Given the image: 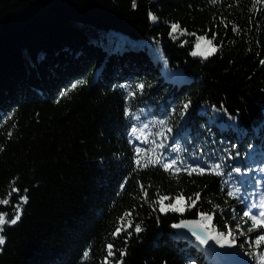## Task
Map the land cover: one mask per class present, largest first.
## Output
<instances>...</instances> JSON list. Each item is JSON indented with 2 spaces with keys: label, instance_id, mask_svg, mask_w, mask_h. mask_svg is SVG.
<instances>
[{
  "label": "trees",
  "instance_id": "1",
  "mask_svg": "<svg viewBox=\"0 0 264 264\" xmlns=\"http://www.w3.org/2000/svg\"><path fill=\"white\" fill-rule=\"evenodd\" d=\"M132 2L0 0V199L10 200L0 212L11 218L19 195L28 196L20 221L0 233L6 240L0 264H99L107 243L125 247L126 233L114 241L110 234L133 209L143 231L128 239L124 264H216L170 227L198 220L200 212L215 213L217 231L225 222L235 226L233 216L240 218L250 199L241 203L227 190L264 194L258 170L223 184L230 167L264 166V4L256 11L253 0H136L135 8ZM173 23L185 30V42L170 36ZM86 28L116 32L129 44L108 50ZM213 32L217 53L190 55L196 36ZM144 42L159 52L149 53ZM137 84L145 85L142 92ZM144 124L148 132H137L139 140L128 135ZM166 127L178 130L169 159L205 168L226 164L225 175L134 171V147L149 148L140 141ZM236 152L239 157L226 159ZM141 184L149 201L157 194L201 197L183 214L161 215L142 203ZM12 187L20 193L8 197Z\"/></svg>",
  "mask_w": 264,
  "mask_h": 264
},
{
  "label": "snow or ice",
  "instance_id": "2",
  "mask_svg": "<svg viewBox=\"0 0 264 264\" xmlns=\"http://www.w3.org/2000/svg\"><path fill=\"white\" fill-rule=\"evenodd\" d=\"M215 2V0H213ZM264 4V0H253V8L256 11L260 9L256 8V5ZM132 7H136V0H133ZM149 19L153 22L157 21V16L151 12H149ZM223 23V21H221ZM249 24L251 25V19L249 20ZM225 28L228 27V24H224ZM180 31V34H185V30H180L179 25L173 23L170 27V36L175 37L177 31ZM211 31V30H209ZM232 31L238 32L239 28L237 26L232 27ZM194 35V34H193ZM216 39V33L213 32L211 38L205 36H196V43L194 44V49L190 53V55L196 57H202L207 59L211 57L215 53H217V46L214 44ZM202 44L204 45L202 47ZM261 65H264V59L259 61ZM81 84H85L86 81H81ZM73 89L77 87L76 84L71 86ZM145 88L144 84H137L136 90L142 92ZM67 91L62 95H66ZM130 96L135 95V93H129ZM191 102L183 103L180 115L181 118H184L187 115V110L190 107ZM125 115H129L126 111ZM159 125H165L164 120H160ZM149 125L144 124L142 127L133 126L131 131L128 133L130 137L139 140L136 134L137 132L146 133L148 132ZM177 129H173L172 127L162 128L154 133H149L147 136L141 140V143L150 144L151 146L146 149H142L139 146L134 147V171H139L141 169H146L149 167L153 168H162L165 172L171 175H178L180 173H186L188 176L192 175H205V174H213L216 176H224L225 173L222 171L224 167H229L226 164L216 163L214 165H210L207 168L201 167L199 164L195 166H186L181 160L177 158L169 159L167 156V152L170 150H174L172 146L169 144V141L173 139L174 133H177ZM11 135V133H9ZM133 141L130 140L129 143ZM235 148V145L231 146ZM251 147V146H249ZM143 152V156L141 153ZM240 153L236 152L234 155L229 153L226 157L227 160H233L236 157H239ZM260 171L264 172V167L259 169H242L241 167H230L227 176L229 180H224L223 184H229L231 177L235 174L237 177H245L248 175L249 171ZM127 181L125 180V183ZM256 184L258 187L264 186L261 185V181L257 180ZM121 188H124V183L120 185ZM140 189L142 192V203H148L151 207L152 212H159L161 215L167 214L169 212L183 214L188 209L195 207L197 202L200 200L201 194L199 192L195 193V199L192 197H185L182 193L177 194L174 197H170L168 195H159L157 194L156 199L149 201L147 196V191L144 188V185H140ZM223 191V188H222ZM24 192L27 193V189H24ZM12 193H16L19 195L20 189L17 187H12L11 192L8 193V197H11ZM226 195L230 198L239 200L243 203L245 200H249L250 197L247 195L241 196L240 189L230 187L227 190ZM9 198L0 199V204L9 205ZM28 203V196L19 195V201L15 205H13L14 212L9 218V214L7 212H0V233L4 232V228L7 225L8 227L16 225L21 217L23 212V206ZM218 207V206H214ZM233 212H236V209H232ZM133 211L125 212L121 217L118 218L117 226L114 231L110 234L112 240L114 241L116 238L120 237L122 233H126L124 237L125 247L123 249H116L114 243H107L105 245L106 255L103 260L99 262V264H124V257L127 255L126 247L128 239L133 235H138L143 231L141 223L134 224V216ZM215 213H204L200 212L198 214V220L195 222L196 227L192 230V236L198 241L199 245H208L209 241L214 242L221 248H245L247 246L248 251L244 254L249 257L250 260L254 261L255 264H264V194L259 195V199H253L251 203L245 205V210L242 211L240 216V223L235 225L233 229L231 226L225 222L223 231H216L215 226L213 224ZM233 219H236L233 216ZM134 225V226H133ZM245 225L247 227H245ZM175 228H187V223H179L173 225ZM129 229H132L129 231ZM203 233V234H201ZM255 235H249V234ZM241 237H246L243 242H239ZM6 243L4 235L0 234V247H2ZM119 253V259H115L116 253ZM91 254V250H85L82 253V260L87 261Z\"/></svg>",
  "mask_w": 264,
  "mask_h": 264
},
{
  "label": "rangeland",
  "instance_id": "3",
  "mask_svg": "<svg viewBox=\"0 0 264 264\" xmlns=\"http://www.w3.org/2000/svg\"><path fill=\"white\" fill-rule=\"evenodd\" d=\"M84 31L86 34H88V36L91 40H95L96 42L102 44L108 50H112V49L120 50L123 45L129 44L128 40L126 38H124L122 35H120L116 32H113V31H106V32L101 33L95 29H88V28H86ZM185 35H187V34L185 33V34L181 35L180 31L178 30L175 37L176 38H182V41L185 42L186 41ZM142 44L145 47H148L147 51H149V53H151V54H153L155 52H159V47H156V46L153 47L151 44H147L146 42H144ZM203 46L204 45L202 44V47ZM197 57H199V56H197ZM253 199L258 200L259 195L256 197L250 198V203L252 202ZM227 209H228V207L224 208L223 210L216 208L215 212L222 214L223 211H225ZM235 217H236V219H233V220L236 222V224L240 223V218H238L237 215H235ZM225 220H227V219H225ZM229 226H231L233 229L235 228V226H233V225H229ZM214 230L217 231L216 227ZM223 230H225V229H219V231H223ZM249 235H254V233L249 234ZM245 238L246 237H241L239 242H243V240ZM246 251H248L247 246H245V248H243V249H241L239 247H237V248H221L214 243V246L212 248L206 250V253H207L208 260H211L212 262H214L216 264H255L254 261L250 260L249 257L244 254Z\"/></svg>",
  "mask_w": 264,
  "mask_h": 264
},
{
  "label": "water",
  "instance_id": "4",
  "mask_svg": "<svg viewBox=\"0 0 264 264\" xmlns=\"http://www.w3.org/2000/svg\"><path fill=\"white\" fill-rule=\"evenodd\" d=\"M197 220L196 219H183L181 221H179L178 223L176 224H179V223H187L188 224V227L187 228H175L173 227V225L170 227V230L180 236H183L185 238H190L191 240H193V242H195L196 244L199 245L198 241L195 240V238L192 236V230L196 227V222ZM175 225V224H174ZM203 234V233H201ZM201 246L203 249H210L214 246V242L212 241H209V244L208 245H199Z\"/></svg>",
  "mask_w": 264,
  "mask_h": 264
}]
</instances>
